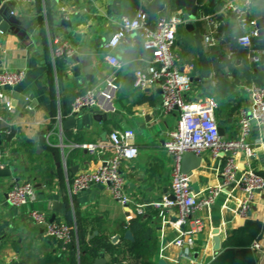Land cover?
Segmentation results:
<instances>
[{
  "label": "crops",
  "instance_id": "0c3cea01",
  "mask_svg": "<svg viewBox=\"0 0 264 264\" xmlns=\"http://www.w3.org/2000/svg\"><path fill=\"white\" fill-rule=\"evenodd\" d=\"M243 1L215 0V4L242 5ZM153 2L161 9L149 24L159 13L179 14L183 19L177 28L173 54L179 69L192 78L188 99L196 101L214 96L218 102L216 120L222 130L221 137H238L237 112L250 104L248 94L242 89L248 83L242 78L241 70L250 64L247 52L237 46L232 58H226L234 37L241 32L222 8L215 12L206 1L198 11L204 13L201 20L198 15L188 18L183 9L175 7L174 0L9 3L20 23L14 26L18 33L0 32V70L26 69L27 73L20 85L6 90L13 110L0 109V155L4 157L0 167L13 170L11 178H0V264H39L46 258L53 264H94L100 254L104 255L105 264H208L216 255L213 250L215 231L223 247V243L248 221L259 222L264 228V191L256 193L250 213L241 219L236 211L244 193L236 185L223 189L212 206L196 213L203 229L193 237L187 252L176 246L175 241L190 229L191 220L178 229L172 224L173 212L158 217L149 209L141 216L134 211L135 205L171 197L172 159L163 144L166 132L175 127L178 114L162 113L159 89L139 90L132 85L135 72L145 71L148 66L140 54L136 57L141 43L139 32L129 35L128 42L124 40L117 51L123 62L119 71L105 62L104 44L117 30L120 16L133 17L140 7L145 9ZM62 6L68 18L60 14ZM248 14L255 23L264 18V0H250ZM62 21H68L69 25H63ZM53 36L67 41L75 49L80 66L78 75L73 71L74 62L53 58ZM205 37L213 39L211 46L204 43ZM254 43L262 54L261 64L255 69L264 85V37H258ZM111 75L116 77L117 84L113 110L85 111L74 116L79 126L68 122L65 126L73 116L74 98L86 89L101 90L105 79ZM113 129L133 131L138 149L137 158L121 167L124 190L131 200L127 207L113 201L102 185L76 195L70 190L73 177L96 169L99 158H105L110 152L107 148L104 155L92 157L81 145L108 146V134ZM248 145L255 156L249 159L239 152L235 157L238 173L250 169L264 178V144L259 141L258 129H252ZM223 161L224 157L213 159L208 152L201 156L200 166L190 177L197 198L205 196L210 188L220 186ZM21 182L33 185L35 199L26 206L13 208L5 203L4 196ZM32 210L43 213L49 222H63L70 227L73 241L65 251L45 235L43 226L30 220ZM136 221H143L151 231L150 237L139 246H135L131 229ZM126 232L131 234L132 241L125 239ZM97 238L116 248L117 254L100 252L91 263L79 246H93ZM254 243L260 246L259 250H253L256 264H264V230Z\"/></svg>",
  "mask_w": 264,
  "mask_h": 264
},
{
  "label": "built area",
  "instance_id": "2783aa9c",
  "mask_svg": "<svg viewBox=\"0 0 264 264\" xmlns=\"http://www.w3.org/2000/svg\"><path fill=\"white\" fill-rule=\"evenodd\" d=\"M61 3L63 0H47ZM3 3L33 4L36 0H2ZM250 0H244L242 5L225 2L222 11L233 21L240 35L234 37L226 58L230 60L234 54V47L247 52L249 64L257 67L261 64V52L255 47L254 40L259 37L254 20L249 18ZM13 15V12H11ZM60 14L68 18L67 10L62 6ZM179 15V14H178ZM183 23L181 16L159 13L152 24H149L147 13L140 7L133 17L122 15L119 17L117 30L111 34L104 44L107 52L105 62L114 70L119 71L123 62L118 58L117 51L122 42L131 34L139 32L142 48L148 53L143 58L148 64L145 71H137L134 76L133 87L139 90L159 89L161 91V111L164 115L177 113L178 118L174 128L166 132L164 148L172 159L170 178V194L172 199L154 200L147 204L135 205L134 211L142 215L145 209L155 211L158 217H164L173 212L175 220L172 223L181 229L188 220L191 227L183 232V237L175 241V245L187 252L191 247L193 237L203 229L201 220L196 213L212 206L223 189L236 185L243 193L238 202L236 215L247 218L250 213L256 193L264 191V178L254 171L247 169L238 173L235 157L239 152L247 158H254L255 154L248 145V138L253 128L259 131V141L264 144V85L251 82L243 85L250 99L247 109L237 112L239 134L237 138L224 139L220 136L216 120L218 102L214 96L203 100L191 101L192 78L181 71L173 54V45L177 36V28ZM207 46L213 44V39L205 37ZM53 58L70 60L75 55V49L67 41L58 36L51 39ZM26 69L9 71L0 70V109L12 111L13 107L6 90L20 85L26 78ZM117 91L116 77L111 75L104 81L101 90L90 88L76 96L71 104V114L79 116L85 111L100 109L104 112L113 110V101ZM2 120L0 114V121ZM108 146L102 144H83L81 148L92 157H100L109 149L105 158H99V164L93 171H83L73 177L70 190L72 195L88 190L94 186H105L110 197L116 203L127 207L131 200L125 193V181L121 167L125 162H131L138 156V149L134 144V133L131 130L113 129L108 134ZM208 152L213 159L224 157L220 171L221 184L210 188L207 194L197 198L190 184V178L181 171V157L185 153L202 156ZM4 158L0 155V160ZM34 187L29 182L16 183L5 196V203L13 208H20L33 202ZM32 222L44 227L45 235L59 244L65 251L73 241L70 227L63 222H49L43 213L32 210L29 213ZM252 250H259L254 243Z\"/></svg>",
  "mask_w": 264,
  "mask_h": 264
},
{
  "label": "water",
  "instance_id": "95a60500",
  "mask_svg": "<svg viewBox=\"0 0 264 264\" xmlns=\"http://www.w3.org/2000/svg\"><path fill=\"white\" fill-rule=\"evenodd\" d=\"M206 1L210 2L209 7L214 9L215 12L221 11L222 6L219 4H215V0H174V5L177 8H181L185 11V14L188 18L194 19L198 17L203 20L204 13L199 12V8H203L205 6ZM12 8L9 3H3L0 5V32L5 33L7 31H15L14 26L19 25L20 20L11 14ZM180 16V15H177ZM62 24L65 26L69 25L68 21H62ZM256 28L258 30L259 37H264V18L256 21ZM128 42V38L125 39ZM213 49V48H211ZM69 61L75 63L73 67V71L75 75H78L79 59L74 55L70 58ZM14 99H17V95L14 96ZM70 123L74 126H79L80 122L75 120V117L72 116L66 121V124ZM220 136L222 134V130H218ZM201 164V156L194 155L191 153H185L181 157V171L187 177H191L192 172L196 170ZM13 176L12 168H1L0 167V178H11ZM18 182L19 179H16ZM172 199V197H170ZM53 222V220L51 221ZM218 232L215 231L214 235V247L213 250L216 253L215 257L208 264H256L254 252L251 248L245 249H234V248H226L222 247V243L217 236ZM125 239L132 241V236L129 232L125 233ZM94 264H105L104 255L100 254L99 257L95 260ZM162 264V263H160Z\"/></svg>",
  "mask_w": 264,
  "mask_h": 264
},
{
  "label": "trees",
  "instance_id": "16d2710c",
  "mask_svg": "<svg viewBox=\"0 0 264 264\" xmlns=\"http://www.w3.org/2000/svg\"><path fill=\"white\" fill-rule=\"evenodd\" d=\"M161 9V6L159 4L153 2L149 4L147 8H145V12L147 13L148 21L152 20L155 13ZM140 51L136 54V57L138 54L141 55L142 58H146L148 56V53L145 52L142 49V45L140 43V46L138 47ZM242 78L246 80V82L249 84L251 82L260 83V80L258 77V73L255 69V67L249 65L244 67L241 70ZM134 83V81H133ZM132 83V85H133ZM131 229L135 234V246H139L142 244V242L150 237V229L147 228L145 223L143 221L141 222H134L131 225ZM264 228L259 222H250L248 221L242 228L235 231L224 243L223 247L226 248H234V249H245L249 248L254 242H257L261 234L263 232ZM79 250L81 253H84V256L87 257V259L90 260L91 263H93L95 257L99 255L100 252H106L108 254H117L116 248L109 246L104 239L97 238L93 242V246L90 245H80ZM84 258V257H83ZM54 262L50 260L49 258H46L39 262V264H53Z\"/></svg>",
  "mask_w": 264,
  "mask_h": 264
}]
</instances>
